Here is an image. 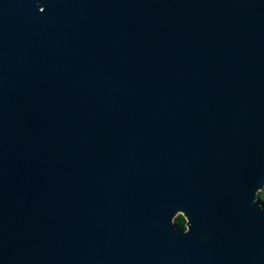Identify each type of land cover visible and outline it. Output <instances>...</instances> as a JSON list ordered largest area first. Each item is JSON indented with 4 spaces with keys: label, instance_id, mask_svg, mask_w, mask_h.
Listing matches in <instances>:
<instances>
[{
    "label": "water",
    "instance_id": "obj_1",
    "mask_svg": "<svg viewBox=\"0 0 264 264\" xmlns=\"http://www.w3.org/2000/svg\"><path fill=\"white\" fill-rule=\"evenodd\" d=\"M263 187L264 0H0V264H264Z\"/></svg>",
    "mask_w": 264,
    "mask_h": 264
},
{
    "label": "trees",
    "instance_id": "obj_2",
    "mask_svg": "<svg viewBox=\"0 0 264 264\" xmlns=\"http://www.w3.org/2000/svg\"><path fill=\"white\" fill-rule=\"evenodd\" d=\"M257 199L261 204H264V187L260 192H258ZM174 224L178 229H185V220L181 215H177L174 218Z\"/></svg>",
    "mask_w": 264,
    "mask_h": 264
},
{
    "label": "snow or ice",
    "instance_id": "obj_3",
    "mask_svg": "<svg viewBox=\"0 0 264 264\" xmlns=\"http://www.w3.org/2000/svg\"><path fill=\"white\" fill-rule=\"evenodd\" d=\"M38 5H39V3H37L36 6H38ZM39 11H40V12H43V11H44V8H39Z\"/></svg>",
    "mask_w": 264,
    "mask_h": 264
}]
</instances>
